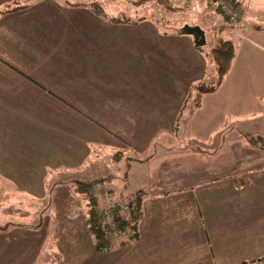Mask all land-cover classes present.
<instances>
[{"label": "crops", "instance_id": "crops-1", "mask_svg": "<svg viewBox=\"0 0 264 264\" xmlns=\"http://www.w3.org/2000/svg\"><path fill=\"white\" fill-rule=\"evenodd\" d=\"M59 1L0 0V12L23 7L0 16V187L39 182L41 189H65L61 202L69 204L53 211L62 226L49 229L47 239L24 244L22 235L9 246L6 239L0 264H237L242 250L261 249L251 219L264 209V150L241 132L264 138V26L244 18L230 72L178 132L190 89L213 85L208 52L153 19L115 25ZM233 1L241 15L252 11L249 0ZM62 109L100 140L88 148L97 157L94 170L77 173L83 152L75 141L84 138L59 130ZM178 138L215 154L168 150ZM164 140L170 148H161ZM118 144L142 161L135 165L142 182L125 190L141 195L140 223L131 242L117 235L113 247L99 249L80 187L110 173L98 172L99 153L113 158L123 151ZM9 216L16 220L17 213Z\"/></svg>", "mask_w": 264, "mask_h": 264}, {"label": "rangeland", "instance_id": "rangeland-1", "mask_svg": "<svg viewBox=\"0 0 264 264\" xmlns=\"http://www.w3.org/2000/svg\"><path fill=\"white\" fill-rule=\"evenodd\" d=\"M249 1L253 3V6H251L252 11H249V13L246 14V18L245 9H242L243 13L241 15L240 21L238 22L239 29L244 18L246 20L248 19V24L252 23L258 26H264V0ZM59 2L69 3L71 5L98 4L102 8L108 20L117 19L119 21L125 22L123 24H135L136 22H139L140 20L145 18L153 19L158 24H160L161 28L165 32H167V34L183 35L184 28L187 26L200 27L205 32L207 43L206 46L202 49H204V51L206 50L208 53L214 46L218 45L220 41L231 40L235 42L236 38L240 34H238L237 29H235L237 27H234V25L230 24L216 10L215 6H213L210 0H170V3H168L167 0H60ZM253 15L255 16V18L253 17ZM209 74L210 77L208 83L214 84L213 82L216 81L215 79H217V73H215V67L211 64ZM184 104L185 103H183L181 107L182 111L180 114H183L184 110L182 108ZM49 113L50 110L45 106V115L48 116ZM51 114H53L52 111ZM55 116H58L59 118L58 121L60 122V131L72 133L77 132L82 136V138H84L75 141L79 144L75 148H78V151L82 150L83 154H85L77 156L76 158L78 160L77 173L84 174L87 171L94 170L96 166L95 160L97 157L96 155L94 156L90 152L96 147V145L92 146L91 143L100 142V140L96 138L95 135L93 136L92 133L85 132L86 130L84 129V126L89 124L85 123L82 126L71 122V118L64 113L63 109L61 110L59 115ZM189 116L190 112L186 111L183 118L179 122V130H182L184 132L185 127L188 123ZM77 125L78 127H82V129H77ZM89 127L91 126L89 125ZM95 131L97 130L93 128L91 132ZM241 134L246 135L243 132H241ZM182 142L183 141H181L179 138L176 141L174 140L172 144L169 141L164 140L162 141L161 145L166 143L167 146H162L161 148L167 149L171 146L173 147V149L168 150L175 151L186 147L185 149H190L197 152L204 151L202 153H206L209 156L215 154L213 151H205L204 149H202L197 144L191 141H189L188 143ZM168 144L171 145L169 146ZM118 147L123 149V151L119 149L115 150L116 153L114 154V157L112 158L110 156L112 159L108 156L106 157L105 154L100 151L99 155L101 157V160L100 162H97L98 172L100 168H107L110 173L107 174L104 170L105 174L102 173L101 175H98L97 178L98 180L103 182V185L110 189V192L112 193V198L114 200L118 198H124V200L126 201L127 199L131 200L132 198L139 199L141 197L140 194L129 196L131 193L125 190L127 188L132 189L142 182V173L137 167H135L136 162L142 161H140V159H137L131 154V156H126L124 152L126 151L125 146L118 144ZM88 148L92 149L88 150ZM151 154H153V152H151L150 155ZM64 157L62 159L63 161L67 159V157ZM68 162L66 164L72 166L73 163L71 161L69 163ZM262 177H264V175ZM38 183L39 182H32V186L26 188L11 189L0 187V255L1 250L4 249L3 245L6 242V239L7 242H9L6 244L9 246L11 242L17 243L23 235L24 244H37L41 238L47 239L48 234L46 233L49 229L51 231L54 228L62 226V221L59 219L58 214H54L53 211H57V213H60V211L66 212L65 205L69 206V204H64L63 202H61L64 199L65 189H58V187L45 188L44 186L41 189L40 185H36ZM11 195L13 196V198L10 197ZM44 196H46V200H44ZM84 200L86 201L82 202L84 211L86 214H90L89 209L91 208V206L88 204V200L85 195ZM259 209H261L259 213H255L256 215L254 214L253 219H251V225L252 223L254 224V221L258 223L254 224L251 229L253 230V234L255 236H262L263 241H259V246L261 247V249L252 252H242V250L240 253H238V256L240 258H237V264H264V244H262L264 243V209L261 206ZM15 212L17 213L16 220L15 218L12 219L10 216L6 218V214H15ZM23 217H26L27 220L22 219ZM259 218H263V220L259 222ZM84 220L86 226L89 227L87 215L84 216ZM19 224L27 226L22 227ZM71 224H73V226H76L74 222H71ZM8 228H17V231H12L13 229H11V233H9V231L6 234L4 231ZM21 228H28L27 230L29 231H20ZM122 237L127 238L129 237V235L127 236L123 233ZM130 239L132 238H128L126 241H129ZM111 247H113L112 243H107V245L104 244V249H109Z\"/></svg>", "mask_w": 264, "mask_h": 264}, {"label": "trees", "instance_id": "trees-1", "mask_svg": "<svg viewBox=\"0 0 264 264\" xmlns=\"http://www.w3.org/2000/svg\"><path fill=\"white\" fill-rule=\"evenodd\" d=\"M210 1L213 4V6H215L216 10L227 20V17H225L219 11V9L216 7L214 1L213 0H210ZM167 2L170 3L169 0H167ZM234 3H235V1H234ZM63 4H65L66 6H71V7H76V8H81V7L88 8L99 18L108 20V18L104 14L102 8L98 4H94V5H84V4H72L71 5L69 3H63ZM235 7L239 9V6L236 3H235ZM20 9H23V7H19L17 9H13V10L7 11V12H0V16L6 15V14L11 13V12L18 11ZM239 11H240V9H239ZM108 21H110V23L115 24V25H120L121 23L122 24L125 23V22L119 21L117 19H109ZM127 24H129V23H127ZM184 33H185V31H183V34ZM197 49H199V51H201V52L204 51V49H202V47H198ZM235 52H236L235 42H233L231 40H225V41H220L218 43V45L214 46L208 54L206 53L209 61L215 66V70L217 73L216 82L213 85H208L206 83H199L190 89L189 95L187 98L188 100L186 101V103L184 104V106L182 108L184 110L183 114H180L178 117L179 120H178V125H176L177 126L176 131L179 130V127H178L179 122L183 118L186 111H189L191 113V111L194 110L195 108H199L201 105L202 96L204 94H209V93L215 92L219 88V86L223 83L224 78L228 75V73L230 72V69L232 67V63H233L234 58H235ZM191 104H193V105H191ZM244 140L251 147L257 148L260 150H264V138L263 137H249L247 135H244ZM202 152H204V151H202ZM96 182L103 183L100 180L96 181ZM93 183H95V182L82 183L80 190L83 192V195L86 196V198L88 200V204L91 206V208L89 209L90 214L87 215L90 230L92 231V233L94 234V236L97 240L98 248L104 249V244L107 245V242L104 239L102 228L100 226V223L97 220V208H98V206H100V203L96 199H92L90 197V189H91ZM111 195H112V193H111ZM112 200H114V199L111 198V201ZM113 202H114L115 206H117V208H119L120 210L124 204H127L130 206V211L128 213H126V214L121 213L119 215L120 217H119L118 236H122V234L124 233L125 235H127V236L129 235V237L133 239L134 237L137 236L138 227H139V223H140V214H141V205H142L141 199L140 198L139 199L133 198L131 200L127 199V201H126V200H124V198H118V199H115Z\"/></svg>", "mask_w": 264, "mask_h": 264}, {"label": "built area", "instance_id": "built-area-1", "mask_svg": "<svg viewBox=\"0 0 264 264\" xmlns=\"http://www.w3.org/2000/svg\"><path fill=\"white\" fill-rule=\"evenodd\" d=\"M219 11L227 17L230 24L238 28V22L241 19V12L235 7L233 0H213ZM235 28V29H237ZM90 197L96 199L100 206L97 208V220L103 231L104 239L107 243L115 241L119 232V215L128 213L130 206L124 204L121 210L111 201L108 189L100 182L93 183L90 191Z\"/></svg>", "mask_w": 264, "mask_h": 264}, {"label": "water", "instance_id": "water-1", "mask_svg": "<svg viewBox=\"0 0 264 264\" xmlns=\"http://www.w3.org/2000/svg\"><path fill=\"white\" fill-rule=\"evenodd\" d=\"M185 34L192 36L196 47H205L206 46V36L205 32L200 27H190L187 26L184 28Z\"/></svg>", "mask_w": 264, "mask_h": 264}]
</instances>
